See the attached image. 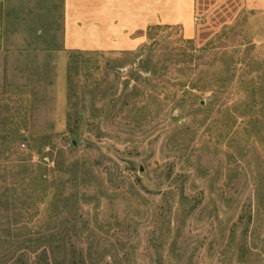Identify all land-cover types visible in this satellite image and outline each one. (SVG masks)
<instances>
[{"label":"rangeland","instance_id":"rangeland-1","mask_svg":"<svg viewBox=\"0 0 264 264\" xmlns=\"http://www.w3.org/2000/svg\"><path fill=\"white\" fill-rule=\"evenodd\" d=\"M56 49L62 0H0V264H264V13Z\"/></svg>","mask_w":264,"mask_h":264},{"label":"crops","instance_id":"crops-1","mask_svg":"<svg viewBox=\"0 0 264 264\" xmlns=\"http://www.w3.org/2000/svg\"><path fill=\"white\" fill-rule=\"evenodd\" d=\"M197 0H62L64 51L54 53L55 83L64 76L60 56L68 51H133L156 26H178L186 38L195 35ZM253 12L264 13V0H244ZM6 83L1 85L6 86ZM10 84V83H9Z\"/></svg>","mask_w":264,"mask_h":264}]
</instances>
